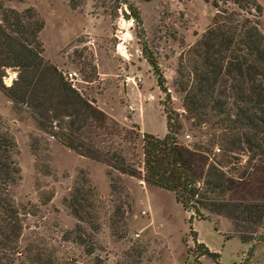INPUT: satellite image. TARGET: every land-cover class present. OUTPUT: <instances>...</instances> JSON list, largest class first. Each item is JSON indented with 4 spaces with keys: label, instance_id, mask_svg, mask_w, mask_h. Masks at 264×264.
<instances>
[{
    "label": "rangeland",
    "instance_id": "rangeland-1",
    "mask_svg": "<svg viewBox=\"0 0 264 264\" xmlns=\"http://www.w3.org/2000/svg\"><path fill=\"white\" fill-rule=\"evenodd\" d=\"M127 1L139 10L141 29L125 20V7L113 20L109 3L103 7L100 0H82L76 10L70 9L69 0H0V5L18 12L32 8L44 24L39 34L43 58L62 72L80 75L82 82L78 87L82 95L95 100L99 109L134 134L126 139L121 133L105 138L102 144L98 139L101 150L119 151L129 165L138 168L142 161V134L138 126L128 124V118L132 119L135 112L144 133L163 138V111L167 109L180 115L182 129L176 134L180 146H203L214 150L220 160L218 143L213 139L222 134L217 119L209 116L200 127L187 120L189 113L178 87L179 61L212 26L215 3L219 9L257 19L264 35V0H249L261 7L258 17L256 12H241L233 0ZM141 31L159 66L165 92L157 86V78L142 53V41L136 37ZM91 56L98 74L92 79L87 65ZM16 75V71L7 70L4 84L10 86ZM127 77L135 78L137 87L131 82L126 86ZM138 77L141 82H137ZM149 93L154 96L152 101L147 99ZM4 133L14 138L19 152L15 160L21 179L9 187V193L21 213L22 251L33 246L51 248L59 264L72 260L77 264H244L246 260L264 264V228L258 229L255 241L244 244L228 219L203 210L208 220L194 218L193 229L200 243L221 257L213 261L202 256L203 249L197 248L189 236L191 213L176 202L172 192L151 187L65 148L38 129L26 107L14 103L0 90V134ZM83 176L96 193L93 203L97 218L92 224L97 223L99 230L93 232L91 224H82L95 241L92 255H86V245L78 243L79 233L67 234L75 230L78 221L63 205L75 188H81L78 183ZM112 186L118 189L113 191ZM219 217L223 218L220 225ZM218 225L219 231H215ZM223 235L232 239L225 241ZM252 245L253 256L248 259Z\"/></svg>",
    "mask_w": 264,
    "mask_h": 264
},
{
    "label": "trees",
    "instance_id": "trees-1",
    "mask_svg": "<svg viewBox=\"0 0 264 264\" xmlns=\"http://www.w3.org/2000/svg\"><path fill=\"white\" fill-rule=\"evenodd\" d=\"M100 1L103 7L109 3L113 20L125 7V20L141 29L139 10L127 0ZM232 2L247 15L256 12L258 17L262 12L259 5L249 0ZM82 3L69 0V7L76 10ZM214 7L212 26L180 59L177 74L184 108L189 113L187 120L200 127L213 116L221 124L222 134L213 138L218 143L220 160L214 156V150L203 146H180L176 138L182 129L180 115L167 109L163 111L166 135L158 138L142 134V161L138 168L129 165L119 151L101 150L98 139L102 144L105 138L121 133L131 139L129 134L133 133L99 109L95 100L75 90L64 72L43 58L39 34L44 24L32 8L18 12L0 5V90L14 103L26 107L38 129L65 148L151 187L172 192L176 202L191 213L192 242L203 249L202 256L216 261L220 254L198 242L192 226L194 218L208 220L203 210L228 219L234 234L244 244L255 241L258 229L264 228V35L257 19L219 9L217 3ZM141 35L142 31L136 33L142 41V53L157 78V86L165 92L159 66ZM90 59L87 65L92 79L98 74L92 64L93 56ZM7 70L17 74L10 86L3 81ZM18 153L14 138L8 133L0 134V264H59L51 248H19L21 213L9 193V187L21 179L15 160ZM229 165L231 171L227 169ZM78 185L81 188H75L70 198L63 200L78 221L75 230L67 234L79 233L78 243L86 245V255H92L95 241L92 234L85 233L82 224H91L93 232L99 230L97 223L92 224L97 218L93 203L96 193L85 176ZM116 189L112 186L113 191ZM223 237L225 241L230 239ZM253 251L254 245L247 252L248 259ZM244 264H250L249 260Z\"/></svg>",
    "mask_w": 264,
    "mask_h": 264
},
{
    "label": "built area",
    "instance_id": "built-area-1",
    "mask_svg": "<svg viewBox=\"0 0 264 264\" xmlns=\"http://www.w3.org/2000/svg\"><path fill=\"white\" fill-rule=\"evenodd\" d=\"M118 51H119V49H118ZM63 74H64L66 80L71 84V86L75 90L81 92V90L78 87L79 83L82 82L81 76L78 75L76 72H72V71H66ZM125 81H126V82H124L125 84L131 82L134 85H137L136 84V81H135V78H129V77H127ZM137 82H140V77H138V81ZM187 137H189V136H187Z\"/></svg>",
    "mask_w": 264,
    "mask_h": 264
},
{
    "label": "crops",
    "instance_id": "crops-1",
    "mask_svg": "<svg viewBox=\"0 0 264 264\" xmlns=\"http://www.w3.org/2000/svg\"><path fill=\"white\" fill-rule=\"evenodd\" d=\"M142 63H146V61H142ZM59 69H60V67L59 66H57ZM140 75V74H139ZM142 80H141V78H140V82H141ZM128 84V83H127ZM127 84H126V86H127ZM125 85V84H124ZM136 86V85H135ZM137 87V86H136ZM141 91V90H140ZM152 94H147V99L148 100H150V101H152ZM154 97V96H153ZM97 105H98V101H97ZM164 114V113H163ZM165 116V115H164ZM129 123H131L130 125H132V123L134 124V125H136V126H138L139 127V129H140V132H141V134H143L144 132H143V130H142V128H141V125L139 124V122L137 121V119H136V115H135V112H133V117H132V119H130V118H128V124ZM165 123H166V119H165ZM165 126H166V124H165ZM166 133H167V129H166ZM140 185H143V184H140ZM222 217H219V220H217V222L219 223V225L221 224V221H222ZM195 221H197V220H195ZM219 225L217 226V231H219V229H218V227H219ZM231 232V231H230ZM229 232V233H230ZM197 235H198V233H197ZM233 238H235V237H233ZM232 239V238H231ZM230 239V240H231ZM198 242H200V239H199V237H198ZM212 251V250H211Z\"/></svg>",
    "mask_w": 264,
    "mask_h": 264
}]
</instances>
